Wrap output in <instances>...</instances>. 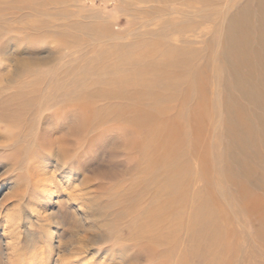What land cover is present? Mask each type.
<instances>
[{
    "label": "rangeland",
    "instance_id": "rangeland-1",
    "mask_svg": "<svg viewBox=\"0 0 264 264\" xmlns=\"http://www.w3.org/2000/svg\"><path fill=\"white\" fill-rule=\"evenodd\" d=\"M38 173L33 264H264V0H0V264Z\"/></svg>",
    "mask_w": 264,
    "mask_h": 264
},
{
    "label": "bare ground",
    "instance_id": "bare-ground-1",
    "mask_svg": "<svg viewBox=\"0 0 264 264\" xmlns=\"http://www.w3.org/2000/svg\"><path fill=\"white\" fill-rule=\"evenodd\" d=\"M37 174V173H36ZM36 174H33V178H32V182H31V193H30V205L35 207V214L32 215V213L30 212H26L24 213V217L25 220H27L28 218L32 217V218H36V220L38 221H48L51 220L54 223L57 222V224L55 225L54 230L52 231L53 233L50 234L49 230L47 229L46 231V236L42 237V239L40 240L41 244H34L33 246H28V254H26L25 258L20 257L21 254L17 253V227L15 226L17 224V221L20 220V218H9L7 220V229H8V233L9 235L12 237V233L14 232L15 235L13 234V239L9 241V248L11 249V255H10V259L13 262H19L22 264H33L35 263L37 260H41L44 259V257L46 256L49 247L48 245L51 244L52 239H54L53 237H57V242L58 244H60L59 239L61 238V230H59V225H58V219H59V210L58 207L55 208L54 206V191L50 189V187H47V190L45 192H42V190L46 189V187L44 188V184H46V178L45 176H40V174L38 173L39 177H36ZM44 188V189H42ZM19 199H22V196L19 195ZM29 205V206H30ZM17 230V231H16ZM49 232V233H48ZM44 245V247H40L39 245ZM13 253V254H12Z\"/></svg>",
    "mask_w": 264,
    "mask_h": 264
}]
</instances>
